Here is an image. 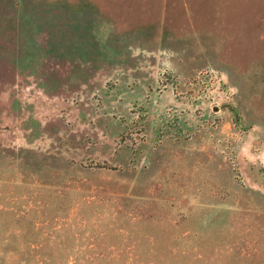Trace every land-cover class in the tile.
Wrapping results in <instances>:
<instances>
[{"label":"rangeland","instance_id":"obj_1","mask_svg":"<svg viewBox=\"0 0 264 264\" xmlns=\"http://www.w3.org/2000/svg\"><path fill=\"white\" fill-rule=\"evenodd\" d=\"M0 264H264V0H0Z\"/></svg>","mask_w":264,"mask_h":264}]
</instances>
